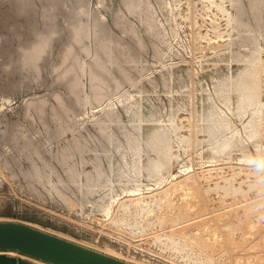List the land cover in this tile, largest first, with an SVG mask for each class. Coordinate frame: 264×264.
<instances>
[{
    "label": "rangeland",
    "instance_id": "obj_1",
    "mask_svg": "<svg viewBox=\"0 0 264 264\" xmlns=\"http://www.w3.org/2000/svg\"><path fill=\"white\" fill-rule=\"evenodd\" d=\"M248 2L0 0V220L137 264H264V108L253 139L235 112L264 103V4ZM217 111L233 136L215 150Z\"/></svg>",
    "mask_w": 264,
    "mask_h": 264
},
{
    "label": "water",
    "instance_id": "obj_2",
    "mask_svg": "<svg viewBox=\"0 0 264 264\" xmlns=\"http://www.w3.org/2000/svg\"><path fill=\"white\" fill-rule=\"evenodd\" d=\"M29 258L45 264H135L24 221L0 220V264H37Z\"/></svg>",
    "mask_w": 264,
    "mask_h": 264
},
{
    "label": "bare ground",
    "instance_id": "obj_3",
    "mask_svg": "<svg viewBox=\"0 0 264 264\" xmlns=\"http://www.w3.org/2000/svg\"><path fill=\"white\" fill-rule=\"evenodd\" d=\"M17 1V0H16ZM131 1V0H130ZM135 1V0H134ZM149 1V0H148ZM233 2L234 1H237V0H232ZM249 0H247V2H248ZM78 2V1H77ZM129 2V1H128ZM154 2H155V0H154ZM169 2V1H168ZM251 2H252V4H251V6L253 7V9H256V8H258V5H260V4H264V0H251ZM250 2V3H251ZM147 3V2H146ZM150 3V2H149ZM235 3H237V2H235ZM243 3V2H242ZM249 3V2H248ZM62 4H64V3H62ZM145 4V3H144ZM157 4V3H156ZM90 5V4H89ZM153 5V4H152ZM151 5V6H152ZM159 4H157V6H158ZM165 5V4H164ZM233 5V4H232ZM250 5V4H249ZM62 6V5H61ZM65 6V5H64ZM127 6H130V5H128L127 4ZM147 7H149L150 5H146ZM162 6V5H161ZM248 6V5H247ZM257 6V7H256ZM52 7V6H51ZM81 7V6H80ZM89 7V6H88ZM124 7V6H123ZM136 7V6H135ZM139 7V6H138ZM252 7H251V9H252ZM263 7V6H262ZM72 8H74V7H72ZM107 8V7H106ZM130 8V7H129ZM159 8V7H158ZM168 8H169V6H168ZM242 8V7H241ZM240 8V9H241ZM98 9V8H97ZM118 9H120V8H118ZM147 9V8H146ZM153 9V8H152ZM161 9V8H160ZM249 9V8H248ZM251 9H249V10H251ZM252 9V10H253ZM66 10V9H65ZM74 10V9H73ZM76 10L77 9H75V12H76ZM80 10V9H79ZM79 10H77L78 12H79ZM150 10V9H149ZM154 10V9H153ZM165 10V9H164ZM241 10H243V9H241ZM256 10H258L259 11V9H256ZM160 11V10H159ZM224 11V10H223ZM245 11H246V9H245ZM46 12V11H45ZM71 12V11H70ZM81 12V11H80ZM99 12V11H98ZM117 12V11H116ZM141 12V11H140ZM150 12V11H149ZM155 12V11H154ZM240 12V11H239ZM238 12V13H239ZM257 12V11H256ZM120 13V12H119ZM127 13H128V11H127ZM130 13H131V11H130ZM129 13V14H130ZM161 13V12H160ZM225 13H227V12H225ZM237 13V12H236ZM238 13H237V16H238V18H240L239 17V15H238ZM247 13V12H246ZM259 13V12H258ZM76 14H77V12H76ZM75 14V15H76ZM120 14H122V13H120ZM136 14V13H135ZM149 14V13H148ZM157 14V13H156ZM171 14V13H170ZM223 14V13H222ZM115 15V14H114ZM154 16H155V14H153ZM256 15H257V13H256ZM103 16V15H102ZM101 16V17H102ZM116 16V15H115ZM157 16V15H156ZM117 17V16H116ZM121 17V16H120ZM236 17V16H235ZM89 18V17H88ZM118 18V17H117ZM138 18V17H137ZM156 18V17H155ZM165 18V17H164ZM170 18V17H169ZM169 18H167V20L169 19ZM237 18V19H238ZM96 19H97V17H96ZM100 19V18H99ZM104 19H106V18H104ZM152 19L154 20V18L152 17ZM156 19H158V18H156ZM101 20H103V18L101 19ZM167 20H164V22L165 21H167ZM170 20V19H169ZM168 20V21H169ZM55 21V20H54ZM158 21H159V19H158ZM173 21V20H172ZM238 21H240V19H238ZM89 22V21H88ZM115 22H117V21H115ZM121 22H122V20H121ZM121 22H119V23H121ZM157 22V21H156ZM161 22V21H160ZM235 22V21H234ZM237 22V21H236ZM242 22V21H241ZM240 22V23H241ZM140 23V22H139ZM158 23V22H157ZM239 23V22H238ZM93 24V23H92ZM99 25H100V23H98ZM117 24V23H116ZM161 24H162V22H161ZM169 24V23H168ZM174 24V23H173ZM237 24V23H236ZM235 24V25H236ZM115 25V24H114ZM122 25V24H121ZM158 25H159V23H158ZM45 26V25H44ZM55 26V25H54ZM119 26V25H118ZM117 26V27H118ZM150 26V25H149ZM168 26V25H167ZM238 26V25H237ZM240 26H242V27H244V28H246L245 30H248V28H247V24H243L242 25V23L240 24ZM239 26V27H240ZM256 26H258V25H256ZM122 27H123V25H122ZM161 27V26H160ZM164 27V26H163ZM170 27V26H169ZM259 27V26H258ZM82 28V27H81ZM105 28V27H104ZM166 28V27H165ZM238 28V27H237ZM243 28V29H244ZM257 28V27H256ZM260 28V27H259ZM258 28V29H259ZM34 29V28H33ZM61 29V28H60ZM158 29V28H157ZM241 29V28H240ZM262 29H264L263 27H262ZM82 30V29H81ZM106 30V29H105ZM108 30H109V27H108ZM107 30V31H108ZM78 30H76V32H77ZM158 31V30H157ZM157 31H156V33H157ZM160 31V30H159ZM249 31H250V29H249ZM79 32H80V30H79ZM97 32V31H96ZM127 32V31H126ZM242 32V31H241ZM247 32V31H246ZM257 32H259V30L257 31ZM74 33H75V31H74ZM99 33V32H98ZM240 33V32H239ZM249 33V32H248ZM47 34V33H46ZM77 33H75L74 35H76ZM120 34H122V32L120 33ZM128 34V33H127ZM244 34V33H243ZM41 35V34H40ZM73 35V34H72ZM78 35V34H77ZM83 35V34H82ZM115 35V34H114ZM129 35V34H128ZM157 35V34H156ZM253 35V34H252ZM258 35V34H257ZM51 36V35H50ZM96 36V35H95ZM124 36V35H123ZM127 36V35H126ZM158 36H160V34L158 33ZM162 36H164V34H162ZM165 36H167V35H165ZM80 37V36H79ZM78 37V38H79ZM98 37V36H97ZM115 37V36H114ZM254 37V36H253ZM253 37H252V39H253ZM256 37V36H255ZM255 37H254V39H255ZM45 38V37H44ZM89 38V37H88ZM120 38V37H119ZM118 37L116 38V39H119ZM128 38V37H127ZM131 38V37H130ZM129 38V39H130ZM159 38V37H158ZM162 38V37H161ZM166 38V37H165ZM250 38H251V36H250ZM257 38V37H256ZM87 39V38H86ZM121 40H123L124 38H120ZM119 39V40H120ZM163 39V38H162ZM89 40V39H88ZM118 40V41H119ZM155 40H157V39H155ZM95 41V40H94ZM101 41V40H100ZM120 42V41H119ZM124 42V41H123ZM155 42V41H154ZM160 42V41H159ZM164 42V41H163ZM168 42H169V40H168ZM95 43V42H94ZM97 44V43H96ZM157 44V43H156ZM102 45V44H101ZM49 46V45H48ZM156 46H158V45H156ZM35 47V46H34ZM36 47H38V46H36ZM69 47V46H68ZM127 47V46H126ZM99 48V47H98ZM102 50H104V49H102ZM41 51V50H40ZM44 51V50H43ZM70 51V50H69ZM105 51V50H104ZM66 52H68V50L66 51ZM94 52V51H93ZM128 52V51H127ZM39 53V52H38ZM37 53V54H38ZM41 53V52H40ZM69 53V52H68ZM71 53V52H70ZM31 54V53H30ZM36 54V55H37ZM72 54V53H71ZM24 55V54H23ZM22 55V56H23ZM39 55V54H38ZM64 56H66L67 57V55H64ZM24 57V56H23ZM22 57V58H23ZM30 57V56H29ZM35 57H37V56H34V58ZM97 57V56H96ZM130 57H131V55H130ZM129 57V58H130ZM133 57V56H132ZM20 58V57H19ZM32 58V57H31ZM34 58H32V59H34ZM38 58V57H37ZM36 58V59H37ZM63 58V57H62ZM69 58V56L67 57V59ZM236 58V57H235ZM21 59V58H20ZM29 59V58H28ZM73 59V58H72ZM75 59V58H74ZM132 59V58H131ZM17 60V59H16ZM23 60V59H22ZM30 60V59H29ZM64 60L66 61V58H64ZM138 60V59H137ZM245 60V59H244ZM24 61H25V59H24ZM23 61V62H24ZM31 61V60H30ZM33 61V60H32ZM69 61V60H68ZM126 61V60H125ZM136 61V60H135ZM140 61V60H139ZM258 61V60H257ZM27 62V61H26ZM67 62V61H66ZM71 62H72V60H71ZM104 62V61H103ZM249 62V61H248ZM28 63V62H27ZM36 63V62H35ZM63 63H65L64 61H63ZM133 63V62H132ZM31 64V63H30ZM112 64V63H111ZM117 64V63H116ZM28 65H29V63H28ZM31 65H34V63L33 64H31ZM73 65V64H72ZM25 66V65H24ZM35 66V65H34ZM34 66H32L33 67V69L35 68ZM74 66V65H73ZM84 66V65H83ZM111 66V65H110ZM32 67H31V69H32ZM77 67V66H76ZM29 68V67H28ZM73 68V67H72ZM59 69V68H58ZM123 69V68H122ZM34 70H36V69H34ZM67 70V69H66ZM68 70H70V69H68ZM108 70V69H107ZM37 71V70H36ZM65 71V70H64ZM63 71V72H64ZM71 71H73L72 69H71ZM71 71H69V72H71ZM87 71H88V69H87ZM128 71V70H127ZM35 72V71H34ZM68 72V73H69ZM109 72H110V70H109ZM36 73V72H35ZM38 73V72H37ZM67 73V72H66ZM127 73V72H126ZM65 74V73H64ZM125 74V73H124ZM38 75V74H37ZM84 75V74H83ZM123 75V74H122ZM126 75V74H125ZM62 76H63V73H62ZM36 78V77H35ZM63 78V77H62ZM94 78V77H93ZM128 78V77H127ZM225 78H228L227 76L225 77ZM230 78V77H229ZM95 79L96 78H94V81H95ZM113 79V78H112ZM222 79V78H221ZM74 80V79H73ZM76 80V79H75ZM110 80V79H109ZM219 80V79H218ZM224 80V79H223ZM228 80V79H227ZM72 81V80H71ZM97 81V80H96ZM118 82V81H117ZM220 82H223V84H220V83H217L216 84V91H217V93H224V89L226 88V85L227 84H225L227 81H226V79H225V81H220ZM41 83V82H40ZM72 83V82H71ZM116 83V82H115ZM229 83V82H228ZM73 84V83H72ZM121 84V83H120ZM225 84V85H224ZM74 85H76V84H74ZM73 85V86H74ZM239 86V85H238ZM75 87V86H74ZM73 87V88H74ZM240 87V86H239ZM242 87H243V84H242ZM241 88V87H240ZM240 88H239V91L241 92V90H240ZM183 89V88H182ZM241 89H245V87H243V88H241ZM247 89H249L248 87H247ZM252 89V88H251ZM100 90V89H99ZM175 90V89H174ZM253 90H254V88H253ZM256 90V89H255ZM74 91V90H73ZM180 91V90H179ZM246 92V91H245ZM252 92V91H251ZM251 92H246V93H251ZM78 93V92H77ZM225 93H227V92H225ZM245 93V94H246ZM74 94V93H73ZM98 94V93H97ZM214 94V93H213ZM216 94V93H215ZM240 95L242 94V93H239ZM244 94V93H243ZM252 94V93H251ZM250 94V95H251ZM253 94H257L256 93V91H255V93H254V91H253ZM248 95V94H247ZM249 95V96H250ZM259 95V94H258ZM245 96V95H244ZM257 96V95H256ZM256 96H254L253 95V97H254V99H256ZM85 97V96H84ZM241 97H243V96H241ZM252 97V98H253ZM208 98V97H207ZM209 98H210V96H209ZM208 98V99H209ZM240 98V97H239ZM248 98V97H247ZM259 98H260V95H259ZM84 99H86V98H84ZM83 99V100H84ZM101 99V98H100ZM151 99V98H150ZM224 99H226V98H224ZM242 99V98H241ZM240 99V100H241ZM98 100H99V98H98ZM210 100V99H209ZM243 100H245V99H243ZM85 102V101H84ZM119 102V101H118ZM241 102V101H240ZM239 102V103H240ZM226 104V105H228L229 104V102L228 101H223V104ZM243 103H244V101H243ZM242 103V104H243ZM39 104V103H38ZM224 104V105H225ZM225 105V106H226ZM230 106V105H229ZM228 106V109L230 108ZM239 108H237V107H235V112H236V114L238 115V116H240V117H243V116H247L246 114H248L249 113V117H250V120L247 122V123H245L244 124V130H245V132H246V134H247V136H248V138L249 139H253V138H255L256 136H258L257 135V133H256V131H255V129H254V121L255 120H258L257 119V116L258 115H260V113L263 111L262 109L264 108V103H261V102H258V101H256V100H251V99H248L247 100V102H246V104L243 106V107H241V104H239ZM212 107L213 108H215L213 105H212ZM110 108V107H109ZM217 109V108H216ZM40 110V109H39ZM63 111V110H62ZM216 111V110H215ZM210 111H208V113H209ZM214 112V111H213ZM223 112H221V111H217V115L216 116H220V114H221V119H222V121L221 122H218L217 124H219L218 125V128L219 129H217L219 132L221 131L223 134L222 135H220L221 136V138L217 135V132L216 131H214V133H212V131L213 130H215V129H213L212 131H211V133L209 134L210 135V138H211V140L213 141V148L216 150V148L218 147V146H220V145H224V147H225V144L226 143H230V141H231V138H232V136L231 137H227V135H226V132H227V130H228V128H229V125H230V123H229V121H228V117L226 118V117H224L223 116V114H222ZM137 114V113H136ZM172 115V114H171ZM210 114H208V116H209ZM236 115V116H237ZM207 117V116H206ZM209 118H210V116H209ZM212 118V117H211ZM217 118V117H216ZM156 119V118H155ZM213 119V118H212ZM218 119V118H217ZM259 119H260V117H259ZM220 120V119H219ZM153 121V120H152ZM156 121V120H155ZM135 123V122H134ZM137 123H138V121H137ZM159 123V122H158ZM259 123V122H258ZM258 123H256V125L258 124ZM141 124V123H140ZM171 126V125H170ZM162 127V126H161ZM139 128V127H138ZM158 129H159V127H158ZM166 129V128H165ZM231 129V128H230ZM235 129V128H234ZM163 130H164V128H163ZM163 130H162V132L160 131V133L161 134H165L164 132H163ZM130 131V130H129ZM258 131V130H257ZM158 133H159V131H158ZM139 134V133H138ZM219 134V133H218ZM237 134V133H236ZM54 135V134H53ZM129 135V134H128ZM16 136V135H15ZM171 136V135H170ZM125 138V137H124ZM136 138V137H135ZM134 137L132 138L133 140L135 139ZM165 138V137H164ZM182 138V137H181ZM238 138H240V136L238 137ZM257 138V137H256ZM137 139V138H136ZM138 140V139H137ZM136 140V141H137ZM206 140H208L209 141V139H206ZM112 141V140H111ZM240 141H241V138H240ZM146 142V141H145ZM144 142V143H145ZM154 142V140L152 141V143ZM117 143V142H116ZM121 143V142H120ZM147 143V142H146ZM145 143V144H146ZM151 143V144H152ZM170 143V142H169ZM180 143V142H179ZM128 144H130L131 145V149L133 150V152L136 154V156L138 155V153L139 152H141L139 149V144L138 143H136L135 141H130V142H128ZM128 144H127V142H126V145L128 146ZM148 144V143H147ZM146 144V145H147ZM208 144V143H207ZM149 145V144H148ZM211 145V144H210ZM121 145L119 144V147H120ZM230 146V145H229ZM142 147V146H141ZM223 147V146H222ZM106 148V147H105ZM121 148V147H120ZM119 148V149H120ZM122 148H123V146H122ZM150 148V147H149ZM166 148V147H165ZM167 148H168V146H167ZM221 148V147H220ZM109 149V148H108ZM114 149H115V147H114ZM117 149H118V147H117ZM130 149V150H131ZM169 149V148H168ZM172 149V148H171ZM171 149H170V152H171ZM229 149V148H228ZM107 150V149H106ZM222 150V149H221ZM224 150V149H223ZM37 151V150H36ZM118 151V150H117ZM226 151V150H225ZM224 151V152H225ZM114 152H116V149H115V151ZM119 152V151H118ZM37 153V152H36ZM109 153V152H108ZM110 153H111V151H110ZM122 153V152H121ZM124 153H126L127 154V152H124ZM143 153H145V152H143ZM159 153V152H158ZM157 153V154H158ZM213 153H214V151H213ZM106 154V153H105ZM169 154V153H168ZM172 154V153H171ZM170 154V155H171ZM215 154H217V153H215ZM222 154H223V152H222ZM37 155V154H36ZM116 155H117V153H116ZM166 155V154H165ZM247 156V155H246ZM122 157V156H121ZM129 158V157H128ZM160 158V157H159ZM158 158V159H159ZM169 158V157H168ZM178 158V157H177ZM114 159V158H113ZM120 159V158H119ZM125 159V158H124ZM246 159H248L247 157H246ZM250 159V158H249ZM121 160V159H120ZM141 160V159H140ZM161 160V158L159 159V161ZM122 161V160H121ZM116 162V161H115ZM119 162V161H118ZM117 162V163H118ZM125 162H126V166H129V170H130V172L131 173H133V174H136L137 175V173H139V172H137V169L135 168V166H134V163L133 162H128L126 159H125ZM154 162H158V161H154ZM153 162V163H154ZM111 163V162H110ZM123 163V162H122ZM159 163V162H158ZM157 163V164H158ZM161 163V162H160ZM46 164V163H45ZM120 164V163H119ZM118 164V165H119ZM124 164V163H123ZM123 164H122V166H123ZM156 164V163H155ZM117 165V166H118ZM153 165L154 164H152V167H153ZM159 165V164H158ZM157 165V166H158ZM49 166H50V164H49ZM98 167H100V166H97L96 168H98ZM124 167V166H123ZM154 167H155V165H154ZM121 169H122V167H120ZM128 168V167H127ZM138 168V167H137ZM33 169V168H32ZM95 169V168H94ZM120 169V170H121ZM152 169V168H151ZM156 168H154V169H152V170H155ZM158 169V168H157ZM160 169V168H159ZM123 170V169H122ZM126 171H129L128 169H125ZM138 170H140V169H138ZM33 171L35 172V170L33 169ZM69 171V170H68ZM110 171V170H109ZM158 171V170H157ZM157 171H156V173H157ZM161 171V170H160ZM160 171H158V172H160ZM96 172H97V170H96ZM112 172V171H111ZM123 172V174H126L124 171H122ZM153 172V171H152ZM30 173V172H29ZM37 173V172H36ZM102 173V172H101ZM129 173V172H128ZM130 173V174H131ZM155 173V174H156ZM97 174H98V172H97ZM103 174V173H102ZM112 174V173H111ZM120 174H121V171H120ZM140 174V173H139ZM39 175V174H38ZM99 175V174H98ZM150 175V174H149ZM148 175V176H149ZM153 175H154V173H153ZM158 175H159V173L157 174V178L156 179H158ZM103 176V175H102ZM119 176V175H118ZM135 176V175H134ZM139 176V175H138ZM137 176V177H138ZM155 176V175H154ZM108 177V176H107ZM110 177V176H109ZM151 177V176H150ZM160 177V176H159ZM153 178V177H152ZM155 178V177H154ZM162 178V177H161ZM160 178V179H161ZM124 179V178H123ZM127 179V178H126ZM135 179V178H134ZM159 179V180H160ZM109 180H111V179H109ZM106 182V181H105ZM160 182V181H159ZM135 195V194H134ZM136 196V195H135ZM141 199V198H140ZM139 201V200H138ZM142 204V203H141ZM30 224V223H29ZM31 225H33V224H31ZM35 226V225H34ZM35 227H37V226H35ZM38 228H40V227H38ZM41 229H43V228H41ZM44 230H46V229H44ZM48 231V230H47ZM50 232V231H49ZM51 233H53V232H51ZM55 234V233H54ZM57 235H59V234H57ZM61 236V235H60ZM62 237H64V236H62ZM64 238H66V237H64ZM66 239H69V238H66ZM70 240H72V239H70ZM72 241H74V240H72ZM76 242V241H75ZM77 243H80V242H77ZM82 244V243H81ZM83 245H85V244H83ZM85 246H87V245H85ZM88 247H90V246H88ZM91 248H93V247H91ZM93 249H96V248H93ZM97 250H99V249H97ZM99 251H101V252H103V253H106V252H104V251H102V250H99ZM14 253V252H13ZM106 254H109V253H106ZM10 255H12V253H10ZM109 255H111V256H114V257H117V256H115V255H112V254H109ZM13 256H18V254L16 253V255H13ZM117 258H119V257H117ZM30 259V258H29ZM119 259H122V258H119ZM31 260V259H30ZM34 260V259H33ZM125 260V259H124ZM125 261H127V260H125ZM37 262V261H36ZM39 262V261H38ZM128 262H132V261H128ZM41 263V262H40ZM132 263H135V262H132ZM37 264H39V263H37ZM45 264V263H44ZM135 264H137V263H135Z\"/></svg>",
    "mask_w": 264,
    "mask_h": 264
}]
</instances>
